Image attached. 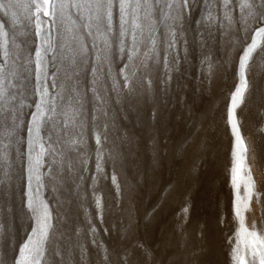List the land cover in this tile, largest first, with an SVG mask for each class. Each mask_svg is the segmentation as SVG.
<instances>
[{"label":"snow or ice","instance_id":"snow-or-ice-1","mask_svg":"<svg viewBox=\"0 0 264 264\" xmlns=\"http://www.w3.org/2000/svg\"><path fill=\"white\" fill-rule=\"evenodd\" d=\"M197 9L194 31L202 42H206L204 29L208 28L210 38L216 20L221 29L238 23L245 33L238 83L227 108L233 137L228 224L230 228L236 224L227 242L232 264H264V230L257 232L254 224L249 228L245 223L253 197L260 194L247 164L250 149L237 117L250 88L249 62L258 49L264 50V0H0V239L10 233L17 218L18 182L24 185L21 206L30 221L29 233L18 248L9 238L13 254L10 259L0 254V264H83L88 249L81 227L73 229L70 212L68 226L60 227L56 221L63 217L43 192L50 190L57 208L63 207L71 201L59 194L68 191L80 201L88 191H82L81 185L90 179L101 213L93 185L110 178L117 197L121 195L115 171L120 155L116 141L121 138L112 139L118 129L116 114L126 120L124 103L135 110L134 100L139 105L157 96L162 102L168 97L173 73L187 57L191 14ZM181 48L184 57L179 55ZM113 101L120 107L114 108ZM157 118L153 107L151 120ZM91 135L96 145L95 172L85 177L92 158ZM124 141L128 142L127 136ZM109 164L110 177L105 173ZM189 211L186 197L179 214L181 228ZM218 222L226 223L223 215ZM83 232L100 249L105 264H159L155 249L136 237L130 213L117 229L121 243L111 250L97 242L91 221Z\"/></svg>","mask_w":264,"mask_h":264},{"label":"rangeland","instance_id":"rangeland-1","mask_svg":"<svg viewBox=\"0 0 264 264\" xmlns=\"http://www.w3.org/2000/svg\"><path fill=\"white\" fill-rule=\"evenodd\" d=\"M213 14L221 15L216 11ZM199 15V9L191 14V28L193 30L187 34V57L179 64V71L173 73L172 87L168 97L162 102L157 96L151 100L141 101L139 105H136L134 100L135 115L132 116H130L127 104L124 103L127 117L128 114L130 116L126 120L123 118V114L119 112L116 114L118 129L112 139H115V136L121 138L116 141L120 155L115 163V171L118 173L117 179L121 183V195L117 197L116 187L111 183L110 178L93 185L92 187L97 189L96 195L100 197L103 206V211L100 213L101 211L96 208L94 203L92 190L89 188L91 181L85 179L81 185V190L87 189L88 191L80 201L77 202L75 196L68 191L59 194L63 199L72 201L73 205H81L78 206L79 215L75 217V210L71 204L66 203L63 207L57 208L53 194L50 190H45L43 195L63 217L62 221H56L60 227L66 228L68 226V212L71 213L70 223L73 229L77 225L82 229V225H89L90 220L91 224H95L96 230L98 229L102 235L100 239L99 237L96 238L97 242H103L102 244L108 248L111 244V233H113L111 228L115 222L112 221L111 215H106V212L111 210L110 203L111 201H117V199L127 201L126 189L128 187H125V183L131 181L130 184H132L139 179L137 170H128L127 164L125 165L128 142L124 141V137L127 136L129 141L126 122H132L136 128L145 123L148 125L147 137L142 144L148 156L152 154L151 157H148V163L151 164L158 159L161 170L156 173L157 180L153 182L152 176L148 172L146 174L148 185L145 186L143 191L139 192L140 195L133 189L134 195L130 200L157 201L156 208L161 207L163 201H176L172 205L176 208L180 201L185 203L187 197L188 203L191 205L188 220L183 226L186 225L191 227L189 229H193L188 230L190 245L195 248H193L191 255L205 254L209 259L208 264H232L229 255L230 245L227 241L229 236L234 235L236 224L233 222L231 228L228 224L232 220L233 195L229 186V177L233 137L230 126L227 124V108L230 104V92L234 90L238 83L236 72L239 57L246 43L244 40L245 33L238 23L230 28L221 29L218 26L219 20H216L212 24L213 34L210 38L207 37L208 28L204 29L206 42H202L201 37L194 31L197 28L195 21ZM21 19L23 20V16H21ZM224 23L227 24L226 21ZM24 24L26 25L27 21H24ZM248 35L250 37L252 33H248ZM247 42H250V40ZM179 55L181 57L185 56L183 48L180 49ZM113 76H115V65L113 66ZM247 78L250 88L245 94L244 103L237 109V117L240 121L241 134L250 149L247 154V164L256 183V191L260 195L258 199L255 196L253 197L250 210L245 214V223L249 228L254 224L257 232H260L264 230V50L258 49L253 54L252 60L249 62ZM113 107L119 108L120 106L113 101ZM153 107L158 112L156 121L151 120ZM137 110L139 111V118L137 117ZM140 144L139 140L137 145L140 147ZM24 147V145H21L22 151ZM94 147H96L95 137L91 135L88 138V150L92 158L88 161V171L84 173L85 177H90L95 172ZM108 147L111 148L112 145ZM180 159H182L185 169L181 167ZM112 171L110 164L105 165V173L109 177ZM182 172L184 175L188 173L190 176L185 177ZM179 174H182L183 185H181V189L176 191ZM23 191V182H18L17 195L14 200L17 218L10 233L0 239V254H7L9 259L13 254L8 247L9 238H11L12 246L18 248L26 239L30 230V221L27 218L26 209H22L21 206ZM114 208L123 207L115 204ZM56 211H54V215ZM180 211L181 209L178 211L179 214ZM153 212L151 211L150 214ZM221 215L224 216L226 221L224 225L218 222ZM180 222L179 219V225ZM143 223L139 229L141 231ZM162 227L160 224V231H157V236L161 233ZM86 235H84V242L88 248V245L93 246V244L90 235ZM141 236L144 237L143 234ZM156 247H153L155 251ZM170 248V245H168L167 250H170ZM83 263H85V260Z\"/></svg>","mask_w":264,"mask_h":264},{"label":"bare ground","instance_id":"bare-ground-1","mask_svg":"<svg viewBox=\"0 0 264 264\" xmlns=\"http://www.w3.org/2000/svg\"><path fill=\"white\" fill-rule=\"evenodd\" d=\"M255 97H257V96H255ZM129 112H130V116L135 115L134 110H129ZM143 115H144V113H143ZM130 116L128 114L129 118H130ZM166 117H167V115H166ZM126 128H127V134L129 136V141H128L127 146H126L127 158L125 160V165L127 164L128 168H129L128 170H131V169H132V171L137 170L139 179L136 182H133L132 184H130L131 181L130 182L127 181V183H125V187H128V189H126V192H127L126 200L127 201H119V203H117V201H111V203H110L112 206L111 210H110V212H108V211L106 212V215L107 216H108V214L111 215L112 221H115L114 226H112V228H111V232H113V233H111L112 238L109 235V237L111 238V244L108 246V249L111 250L112 247H116L119 243H121V241L118 240V235H116L117 228H120L123 224H125L127 222V220L129 219V213H130V218H131L132 223L135 225V228H136V232H135L136 237H138L144 244H147V245L151 246L152 248L154 246H157L156 247V255L158 256L159 264H208L209 259L205 256V254L199 253L197 256H195L196 257L195 259H193V256L191 255L194 246L192 247L190 245L188 230H193V229H189L191 227H188L186 225L183 226V228L179 227L180 216H179L178 211L184 205L183 201H180V203L176 206V208H174V206H172L174 203H176V201H172V202L171 201H163L162 206L159 208H156V202L157 201H131L130 200L134 195L133 189L136 191V193L138 192V194H139V192L143 191L145 186L148 185L147 179H146L147 178L146 174L149 172L150 176H152V182H153L154 180L155 181L157 180L156 179V176H157L156 173L160 172L161 169H160V165H159L160 162L158 159H156L151 164L148 163V157H151L152 154L150 156H148L146 150H144V148H143L142 143H143L144 139L147 137L148 125L143 123L138 128H136L132 122L127 121L126 122ZM208 130H209V128H208ZM219 132H220V130H219ZM221 137H222V135H221ZM139 140L141 143L140 147L137 145V143H139ZM170 140H171V138H170ZM258 147H259V145H258ZM260 149H261V146H260ZM204 150H206V149H204ZM211 150H212V148H211ZM178 153H180V152H178ZM212 158H213V156H212ZM180 163L182 165L181 167H183L185 169V166H183V163H182V159H180ZM182 174H183V172H182ZM182 174H179L178 183H177V186L175 188L176 191L181 189V187H182L181 185H183ZM188 175L189 174L187 173L184 176L187 177ZM207 177H208V175H207ZM211 177H212V175H211ZM193 178H195V177H193ZM206 179H208V178H206ZM186 181H188V180H186ZM196 181H198V180H196ZM201 181H203V180H201ZM156 190H157V187H156ZM210 190H211V188H210ZM189 199H191V198H189ZM201 199H202V197H201ZM70 204L72 205V207L75 210V212H74V214L76 215L75 217H77L79 215L78 206L73 205L72 201ZM115 204L121 205L123 208H114ZM151 211H154V212L152 214H150ZM212 211H214V210H212ZM103 215H104V213H103ZM143 221H144V223H143ZM142 223H143V225H142V231H141L139 229H140ZM160 224H161V227L162 226L163 227H162L161 233H159V236H157L158 235L157 231L159 230ZM106 226H108V224H106ZM86 227L88 228L89 225H82V231L84 229H87ZM143 229H144V232H143ZM108 233L110 234V232H108ZM141 234H143L144 237L141 236ZM84 235H85V233L82 232L83 239H84ZM98 237L100 239L102 237V235H101L100 231L97 229L96 230V238L98 239ZM168 245H170V247H171L170 250H167ZM87 249H88V254L86 256L85 263H83V264H105V261H104L102 254H101L100 249H98L97 247L95 248L94 245L93 246L88 245ZM76 259H77V261L79 260L78 255H77Z\"/></svg>","mask_w":264,"mask_h":264}]
</instances>
